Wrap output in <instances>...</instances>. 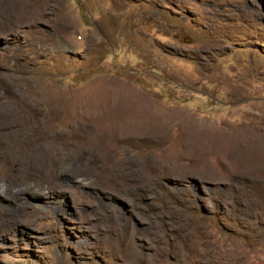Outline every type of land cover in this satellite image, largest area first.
Wrapping results in <instances>:
<instances>
[{"label":"rangeland","instance_id":"rangeland-1","mask_svg":"<svg viewBox=\"0 0 264 264\" xmlns=\"http://www.w3.org/2000/svg\"><path fill=\"white\" fill-rule=\"evenodd\" d=\"M245 143L264 0H0V264H264Z\"/></svg>","mask_w":264,"mask_h":264},{"label":"bare ground","instance_id":"bare-ground-1","mask_svg":"<svg viewBox=\"0 0 264 264\" xmlns=\"http://www.w3.org/2000/svg\"><path fill=\"white\" fill-rule=\"evenodd\" d=\"M152 113V112H151ZM132 118H133V120L135 119V117L136 116H142V117H145L146 116V118H149L148 117V115H149V113H146V112H144V111H142V113H140L139 114V111L138 112H132ZM163 116V115H162ZM162 116H159V114H158V117H152V118H149L148 120H151V121H156V122H158L159 121V118L160 117H162ZM164 117V116H163ZM150 121V122H151ZM153 123V122H152ZM153 125V124H152ZM158 125H161V124H158ZM157 125V126H158ZM153 128H155V127H153ZM206 136V135H205ZM237 136V135H236ZM242 136H243V134H242ZM244 137V136H243ZM243 137H242V139H243ZM191 138V137H190ZM247 138V137H246ZM215 139H216V137H215ZM214 139V140H215ZM222 139H224V138H222ZM201 140H202V143H201ZM225 140H227V138H225ZM230 142L229 143H231L230 145L232 146V144H234L233 142H234V139L232 140V139H228ZM245 140V139H244ZM189 141H191V139L189 140ZM218 143L216 140L215 141H212L211 139H210V137H204V136H200V134H199V136H197V137H194V138H192V144L190 143V146H189V153L190 154H192V153H194L195 151H191V150H198V152L199 153H201V151L202 150H204L205 149V147L206 146H209V143ZM226 142V141H225ZM236 142V144H238L239 143V141H235ZM250 143V142H249ZM253 143V142H252ZM247 143H245V145H246ZM222 145V144H221ZM239 145V144H238ZM237 145V146H238ZM234 147H235V145H233ZM233 146H232V148H233ZM240 146H244L243 144L242 145H240ZM246 146H248L247 148V151L249 152V154L251 155V156H257L258 158H260L261 160H263L264 161V156H260L262 153H264V146H261V147H257V146H255L254 144L253 145H249V144H247ZM259 146H260V144H259ZM227 147V146H226ZM197 152V153H198ZM188 153V154H189ZM193 155H195V154H193ZM264 155V154H263ZM250 157V156H249ZM257 159V158H256ZM256 162V161H255ZM259 162V161H258ZM257 162V163H258ZM257 163H256V166H257ZM259 166V165H258Z\"/></svg>","mask_w":264,"mask_h":264}]
</instances>
